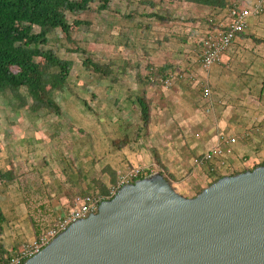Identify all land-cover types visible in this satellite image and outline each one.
<instances>
[{"label":"rangeland","instance_id":"374dc122","mask_svg":"<svg viewBox=\"0 0 264 264\" xmlns=\"http://www.w3.org/2000/svg\"><path fill=\"white\" fill-rule=\"evenodd\" d=\"M109 2L107 11H99L93 4L90 11L69 16L71 38L57 30L48 47H43L72 63L70 89L55 98L61 116L48 110L32 113L28 109L31 100L16 109L13 97L0 93V171H12L14 178L7 187L0 179V206L6 217L1 223L2 254L8 255L7 251L32 241L33 225L44 229L53 223L56 211L60 216L64 203L70 200L64 195L69 187L66 183L77 173H82V178L87 176L92 185L104 182L109 187L113 177L116 180L134 167H155L168 173L179 194L186 198L194 197L196 183L207 175L206 171L195 170V157L186 149V140L181 145L180 132L186 126L187 135L194 136L212 128L220 102L212 97L197 98L201 97L200 84L197 88L186 86L185 94L178 93L177 84L190 80L192 75L203 81L197 66L198 44L207 31L206 21L215 11L186 0ZM74 21L87 25L75 26ZM76 47L85 50L86 55L70 53ZM87 58L103 69L110 67V79L83 66ZM175 71L191 74L179 79L173 75ZM166 73H173L168 91L163 88ZM137 97L148 103L147 126L137 110ZM82 98L87 99L91 111L80 105ZM194 109L199 110L196 118L202 120L201 125L191 124L199 121L193 117ZM158 141L166 145V154L169 148L183 153L186 164L182 175L164 169ZM114 142L123 149L117 151ZM234 172L232 169L226 173ZM95 193L99 190L89 191ZM20 239L24 241L11 245Z\"/></svg>","mask_w":264,"mask_h":264},{"label":"water","instance_id":"95a60500","mask_svg":"<svg viewBox=\"0 0 264 264\" xmlns=\"http://www.w3.org/2000/svg\"><path fill=\"white\" fill-rule=\"evenodd\" d=\"M25 264H264V165L192 198L138 180Z\"/></svg>","mask_w":264,"mask_h":264},{"label":"trees","instance_id":"16d2710c","mask_svg":"<svg viewBox=\"0 0 264 264\" xmlns=\"http://www.w3.org/2000/svg\"><path fill=\"white\" fill-rule=\"evenodd\" d=\"M186 1L215 11V14L206 21L207 30L216 28L223 19L221 17L226 16L232 2V0ZM93 4H97L99 11L102 12L110 9L109 0H0V93L11 95L16 109L26 106L31 100V104L28 103V109L32 113L39 110H48L57 116L62 115V109L55 98L57 94L59 95L70 89L69 75L72 63L59 59L54 50H45L43 47H48L51 36L57 30H60L67 39H70L72 32L69 16L90 11ZM73 24L75 26L87 25V23L80 21H74ZM37 27L38 31H36ZM202 41L203 39L198 44L201 49ZM70 53L86 55V51L79 47H76L75 51L70 49ZM41 59L45 60L44 64L41 63ZM83 66L102 75L103 78L110 79L111 77L110 67L103 69L89 58L85 59ZM151 79L153 81L155 78ZM23 90L24 94L22 93ZM79 103L88 111L92 110L86 98H82ZM136 103L142 122L147 126L150 116L148 103L141 97H137ZM126 143L127 141H124L123 144ZM113 146L117 151L122 150L124 147L115 142ZM260 165H264V163ZM260 165H255L251 169L235 170L234 173L226 175L215 173L207 168V175L196 183L194 197L225 176H234L252 171ZM159 173L179 193L173 185L172 177L164 170H160ZM12 174V171L6 173L0 171V179L6 184L5 187L12 185L14 181ZM81 176L82 173H77L69 179L68 183L65 182L69 187L66 188L64 195L70 201L77 196L89 194V191L93 188L99 190V193L95 194H107L111 185L107 187L104 182L92 185V183L87 182V176L86 178ZM114 178L111 180L112 185L117 180V177L116 180ZM4 221H6V217L0 206V228L1 223H4ZM39 235L34 236L33 239ZM18 249L19 247L14 251Z\"/></svg>","mask_w":264,"mask_h":264},{"label":"crops","instance_id":"0c3cea01","mask_svg":"<svg viewBox=\"0 0 264 264\" xmlns=\"http://www.w3.org/2000/svg\"><path fill=\"white\" fill-rule=\"evenodd\" d=\"M242 2L244 4L253 3L252 0H242ZM221 18H223L222 20L226 19L225 16ZM204 33H206V31ZM199 49L201 55V48ZM197 63L198 68L201 70L203 81H197L195 78L198 76L192 75L190 80L182 81L177 84L178 93L185 94L188 91L186 86H189L190 84L193 88H197L200 84L201 97L199 96L197 98H204L203 89L208 87L211 90L212 100L214 102L218 100L220 106L216 105L217 110H215V112L217 115L213 118V127L205 129L204 133L199 132L194 136H188V131L185 129L186 126L181 127L182 131L180 132V136L182 139H180V142H183L181 145H184V140L187 141L185 146L188 147H186V149H190L192 155L195 157L193 159L195 170L206 171L207 168H209L215 173L218 172L226 175L228 174L226 172L232 169H251L255 165L263 164L264 14L257 17H251L248 20L247 28L237 36L231 47L225 52L220 64L213 66L208 72H205L201 68L200 57ZM167 68L168 66H166V69ZM172 74L173 73H166V76L164 77L167 78L176 75L177 78L179 77V79H181L182 75L191 73L185 72L179 74V72L175 71V74ZM163 88L167 91L171 89L164 85ZM147 92L150 91L147 90ZM186 104H188V100H186ZM198 112V109H194L192 111L194 115L193 117L196 118V116L199 115ZM197 120L199 121H191V124L193 125L195 122H198V124L201 125L203 123L202 120ZM242 134H249V136L233 146L225 145L220 138L222 135L239 136ZM157 144L159 156L161 159H164L166 163H164V169H169L182 175V169L186 164V159L183 153L177 148H169L168 150L171 151L166 154V145L160 141H158ZM217 147H223L224 149V157L222 158H224L226 166H219V161L221 160L220 157L215 158V161L213 162L201 166L195 163L197 159H202L207 152L212 151ZM175 160L176 162L174 164L171 163ZM167 163H170V165ZM59 208L61 209V207ZM58 212L60 211H56L55 213V219L59 216ZM44 229H38L33 225L34 231H31L30 235L37 236ZM19 236L23 237V235ZM0 237L2 238V225L0 228ZM23 241V239H20L18 242L13 240L11 245H17ZM8 249H6V251ZM10 252L7 251V253Z\"/></svg>","mask_w":264,"mask_h":264},{"label":"built area","instance_id":"2783aa9c","mask_svg":"<svg viewBox=\"0 0 264 264\" xmlns=\"http://www.w3.org/2000/svg\"><path fill=\"white\" fill-rule=\"evenodd\" d=\"M252 4H244L242 0H232L224 20L214 30H207L202 41L200 65L203 71L208 72L213 66L222 62L225 52L231 47L234 40L248 25L251 17L264 14V0H252ZM163 85L170 87L171 76L163 81ZM203 97L211 98V90L203 89ZM249 134L240 136H224L220 138L225 145L233 146L245 140ZM264 140V136H262ZM220 157L219 166H226L223 147H217L207 152L202 159H197V165H204L215 161ZM159 173L155 167H134L118 175L115 184L111 185L107 194H86L77 196L72 201L65 203L66 207L50 227L42 231L40 235L30 242L23 243L17 251L11 254L0 253V264H25L29 259L40 254L60 234L65 232L74 223L87 219L97 214L100 206L111 201L126 186L132 185L138 180L148 178Z\"/></svg>","mask_w":264,"mask_h":264}]
</instances>
